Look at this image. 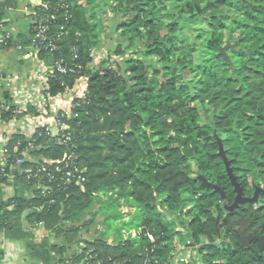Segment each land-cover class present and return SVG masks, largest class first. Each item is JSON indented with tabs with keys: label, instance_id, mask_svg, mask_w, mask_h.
<instances>
[{
	"label": "trees",
	"instance_id": "1",
	"mask_svg": "<svg viewBox=\"0 0 264 264\" xmlns=\"http://www.w3.org/2000/svg\"><path fill=\"white\" fill-rule=\"evenodd\" d=\"M44 2L28 26L46 16L55 50H41L38 60L51 53L66 68L53 69L47 94L70 93L85 77L87 96L59 119L69 132L51 137L44 127L8 142L11 168L0 171V195L10 184L34 191L9 200L0 231L20 226L27 212L30 225L63 240L52 247L63 258L90 232L99 215L93 206L106 198L113 208L138 210L128 230L139 234L111 244L107 233L85 240L70 264H173L175 241L187 243L188 234L201 245L202 264H264L260 243L244 246L239 235L242 221L247 235H263L264 193L227 213L213 188L234 203L221 145L246 198L264 185V0H103L112 2L111 32L120 41L97 71L87 67L100 45L99 0ZM28 31L17 37L23 47L32 46Z\"/></svg>",
	"mask_w": 264,
	"mask_h": 264
},
{
	"label": "built area",
	"instance_id": "2",
	"mask_svg": "<svg viewBox=\"0 0 264 264\" xmlns=\"http://www.w3.org/2000/svg\"><path fill=\"white\" fill-rule=\"evenodd\" d=\"M27 4L25 7V12H28V17L36 15V9L46 10V4L44 0H26ZM21 0H0V51H7L11 48L12 52H20L23 54L24 60L34 61V72L33 79L37 85L38 93L41 94V102L36 101L37 107L33 109L36 110L35 113L28 112L31 105L27 99V95H31L30 87H28L27 79L19 74H14L12 72H6L0 70V171L4 174L7 170L6 165L9 163V168H11V163L8 161L9 153L7 149V144L14 135H24L27 140L29 138L26 134L27 128H31L33 125L34 118H36L35 133L38 129L46 128V132L51 137H58L65 132H69L68 127L61 123L59 119L72 117V109L78 105H73L76 99L84 100L87 96V78H81L75 82V88L70 93L62 94L57 97H50L47 92L49 90L48 80L49 76L53 73V69H57L61 73H66V68L55 62V66L52 70L47 68L44 61L38 60V54L41 50H55L54 38L48 36L49 26L48 18L42 17L38 22H32L27 27L31 29L30 39L32 46H22L18 41L17 36L14 31L9 29L7 26L6 15L8 12H18L20 10ZM26 17V18H28ZM51 56V53H49ZM96 57V56H95ZM94 54L90 55L91 63L87 67L88 70H92L95 66ZM80 71L81 68H78ZM74 73L75 71H70ZM58 101L66 102L70 105L71 111H59ZM53 109V110H52ZM51 114L54 116V124H49L45 121L44 116ZM35 114V116H31ZM37 115V116H36ZM35 135V134H34ZM70 136V134H68ZM70 137L66 139L69 141ZM66 143L62 141V144ZM31 146V145H29ZM24 159H29L28 152L23 153ZM23 160H18L15 166H20ZM44 169L37 171V174L44 173ZM68 182L72 178H75L72 173L67 174ZM13 178L10 177V181ZM78 184L83 182V179L79 177ZM44 193V191H43ZM151 240L152 237H149ZM192 253V252H191ZM192 255L185 251H178L175 263L180 261H186L187 263H192ZM146 261L145 264H147Z\"/></svg>",
	"mask_w": 264,
	"mask_h": 264
},
{
	"label": "crops",
	"instance_id": "3",
	"mask_svg": "<svg viewBox=\"0 0 264 264\" xmlns=\"http://www.w3.org/2000/svg\"><path fill=\"white\" fill-rule=\"evenodd\" d=\"M26 4V0H21L20 10L18 12L10 11L6 15L8 28L13 30L18 38L21 35L27 36V29L24 23V20L26 21V17H28V12H25ZM44 63V65L50 69L49 59ZM0 69L6 72L19 74L27 79L31 95H27L26 100H28L31 108H36V101L38 100V103L41 102V94L40 92L38 93L36 82H34L33 79L34 61L24 60L23 54L20 52L11 53L0 51ZM57 104L59 111H71L70 105L66 102L58 101ZM31 116H35V114ZM44 118L47 123L54 124L53 127H55V118L53 114H51V111L49 115H47V117L45 115ZM32 123L35 127L36 118H34ZM34 127L27 128L25 131L29 138H33L35 134L36 129ZM33 191L34 188L27 189L23 186L14 187L11 184L2 188L0 195V222L7 212L5 206L10 199L13 197L32 198ZM30 226L31 227L27 228L22 222L20 226L14 225L3 228L0 231V264H70L72 258L81 253L83 241L86 240L91 242L103 234V232H97L99 234L94 236L91 230L89 233H84L74 245L68 247L67 253L62 258L52 250V247L55 245L63 246V240L56 239L53 236L51 237L45 230H39L33 225ZM91 235L94 237L89 239Z\"/></svg>",
	"mask_w": 264,
	"mask_h": 264
},
{
	"label": "rangeland",
	"instance_id": "4",
	"mask_svg": "<svg viewBox=\"0 0 264 264\" xmlns=\"http://www.w3.org/2000/svg\"><path fill=\"white\" fill-rule=\"evenodd\" d=\"M80 3L83 5H86L88 3V0H80ZM103 0H99L98 4L100 5L97 13H98V19L100 22V45L97 48H93L91 50V54H94L95 57V66L92 68L91 71H97L99 68L100 62L107 60V58L112 54V52L117 47V44L120 41V36L116 33H112L111 29L116 22L115 15L113 14L111 10V3L108 6H105L103 4ZM25 27L27 29L28 21L24 20ZM131 56H133L132 51L129 52ZM206 113L204 112L203 118L205 119ZM263 184L261 183L260 189L263 188ZM259 188V187H258ZM254 196V195H253ZM252 196V198H253ZM107 199H103V203H96L93 206L92 212H98V216L95 220V224L92 225L91 231L94 236H96L97 232H103L107 233L109 236L108 242L111 244L114 242L116 236H122L124 239H128L130 236L132 238L136 237L139 234V230H128L129 224L136 219V216L138 215V210H134L131 207H129L127 204L122 203L119 207L113 208L112 202L110 203ZM223 204V203H222ZM192 207H189L186 211L190 210ZM100 211V212H99ZM165 212L163 211L162 214ZM90 216L87 217L86 220H90ZM174 217H168L169 222H174ZM186 219V218H185ZM182 226V224H181ZM178 227V225L176 226ZM42 230V229H39ZM94 236H89V239H92ZM52 237V236H51ZM218 242V240L216 241ZM192 242H181L180 239L175 241V245L177 248V251L185 250L189 252L192 255L191 258V264H202V258L199 253V248L201 245L194 246L191 244ZM219 243V242H218ZM206 245V242H203V245ZM192 252V253H191Z\"/></svg>",
	"mask_w": 264,
	"mask_h": 264
},
{
	"label": "water",
	"instance_id": "5",
	"mask_svg": "<svg viewBox=\"0 0 264 264\" xmlns=\"http://www.w3.org/2000/svg\"><path fill=\"white\" fill-rule=\"evenodd\" d=\"M227 48L222 50L223 54H225V51H226ZM231 48H234V47L231 46ZM228 61L230 62L229 59H228ZM54 65H55L54 57L53 56H49L50 70H52L54 68ZM220 145H221V143H220ZM220 156L223 159V162H224L225 167H226L227 174H228V176H229V178L231 180V183L234 186L235 192L237 194L234 203L232 205H230V203L228 201V198L226 197V195L224 193L223 188H219L216 185L213 186L214 190L216 192H218L220 194V196H221L222 203H223L222 205H223V208L225 209V211L227 213H231L232 211H234L235 209L239 208L242 205L257 203L260 193H264V190L258 188V189H256V192H255L253 198H246L244 196V190H243L242 186L237 182V177L234 175L233 169L231 168V163L226 158V154L224 153V149H223L222 145L220 147ZM9 165L10 164L7 163V165H6L7 169L9 168ZM199 180L202 182L203 186H205V187H209L210 186V184L207 183V181L203 177L200 176ZM27 215H28V213L26 212L22 216V222H23L24 226L29 228L31 226L26 221ZM181 224L184 225V223H181ZM240 224H241V228L239 229V235H240V238H241V243L244 246H249L252 242L257 241L261 245V250H263V248H264V226H263V235L262 236H255L254 234L246 235V230L248 228V223L247 222H245V221L243 222L242 221V222H240ZM187 237H188L189 242H191L192 239H190V235L189 234L187 235Z\"/></svg>",
	"mask_w": 264,
	"mask_h": 264
},
{
	"label": "flooded vegetation",
	"instance_id": "6",
	"mask_svg": "<svg viewBox=\"0 0 264 264\" xmlns=\"http://www.w3.org/2000/svg\"><path fill=\"white\" fill-rule=\"evenodd\" d=\"M247 235V234H246ZM249 235V234H248Z\"/></svg>",
	"mask_w": 264,
	"mask_h": 264
}]
</instances>
